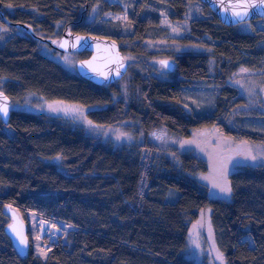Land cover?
<instances>
[{
  "label": "trees",
  "instance_id": "1",
  "mask_svg": "<svg viewBox=\"0 0 264 264\" xmlns=\"http://www.w3.org/2000/svg\"><path fill=\"white\" fill-rule=\"evenodd\" d=\"M132 2L128 37L139 41L157 25L155 9L179 22L186 19L187 3L193 0ZM146 7H152L150 13L139 15ZM92 8L123 12L121 3L108 0H0V22L32 32L7 34L0 41V77L6 78L0 90L11 102L30 92L98 105L85 113L93 125L131 122L145 134L164 128L185 137L196 126L217 124L228 136L264 143V134L225 125L228 110L244 102L226 79L240 67L262 71L264 30L224 26L202 5V16L189 19V35L180 42L195 43L206 52L175 54L173 70L160 65L169 72L166 79L156 77L143 58L124 96L117 82L132 72L129 66L122 79L98 85L69 73L40 51V42L53 46L67 30L121 39L122 27L110 29L87 20ZM134 45L138 55L154 54L139 42ZM77 55L85 58L89 53ZM193 82L216 88L210 115L195 116L180 103L181 92ZM197 171H206L204 163L175 146L161 148L145 140L113 147L60 118L10 109L8 121L0 119V264H206L185 255L189 224L204 208L210 209L215 245L227 264H264V169L247 164L231 172L228 200L210 198L207 187L192 177ZM7 207L27 223L30 246L24 256L4 231L10 222ZM28 212L59 227L56 236L48 231L37 235L44 257L33 248Z\"/></svg>",
  "mask_w": 264,
  "mask_h": 264
},
{
  "label": "rangeland",
  "instance_id": "2",
  "mask_svg": "<svg viewBox=\"0 0 264 264\" xmlns=\"http://www.w3.org/2000/svg\"><path fill=\"white\" fill-rule=\"evenodd\" d=\"M108 1L121 3L123 12L99 13L96 8H92L87 20L94 25L105 23V27L110 29L122 27V37L117 42L119 47H125L126 50L122 51V54L132 70L131 73L125 75V78L117 82L124 96L127 95L126 87L131 83L133 74L141 70L139 62L143 58H146L149 64L154 67L153 73L156 77L166 79L169 72L160 66V60L169 59L175 62L174 56L178 53L186 51L206 52L205 48L195 43L180 42L189 35V19L202 16L201 4L197 0H193V3H187L186 19L179 22L170 20L161 9H155L158 13V23L156 26L152 25V28H148L145 37L139 41L128 37L131 34V28L127 22V15L134 0ZM151 8L146 7V10L141 8L139 15L147 16ZM237 29L246 32L264 30V21L255 19L242 22ZM12 33L25 34L26 30L21 26L0 22V41L5 35ZM58 42L59 38L55 39L53 46H57ZM137 42L144 50L154 54L138 55L136 52L139 51V48L134 45ZM262 45L264 46V42ZM39 46L44 55L56 61L69 73H76V62L82 59L78 58L77 52L54 50L45 41L40 42ZM166 50L171 51L173 56L170 57L166 54ZM209 61L211 62L209 64H214L213 58ZM260 63L262 64V71L240 67L232 73L231 78L226 79V83L234 86L238 90V94L244 98L243 103L237 104L226 113L225 125L228 129L234 128L264 134V57L261 58ZM5 82L6 78L0 77V88ZM216 94V88L205 86L201 82H193L181 92L180 103L195 116L210 115L215 109L214 97ZM97 107L99 106H86L63 100L47 99L30 92L26 93L19 101H12L10 104L12 110L60 118L68 125L82 128L85 133L109 143L113 147L136 145L145 140L151 141L161 148L175 146L179 152L192 154L204 163L206 171L192 173V177L207 187L210 198L228 200L230 192L225 193L221 191V188L225 184L230 187L229 174L243 165H258L264 169V143L242 138L237 134L236 138L228 136L220 130L217 124L196 126L185 137L177 136L164 128L145 134L137 124L131 122H123L115 126H100L89 123L85 113L89 109ZM5 130L12 133L10 126L5 125ZM161 152L160 150L156 151L157 154ZM253 156L256 159H252ZM27 217L31 235L34 238L33 248L36 254L44 257L46 252L39 249V243L36 241L37 235L40 237L48 231L51 235L56 236L59 227L45 219L37 220L38 215L33 212H28ZM58 225L64 226L62 223ZM185 255L197 263L227 264L224 255L219 252L215 245L209 208L201 209L197 219L189 224L185 240Z\"/></svg>",
  "mask_w": 264,
  "mask_h": 264
},
{
  "label": "water",
  "instance_id": "3",
  "mask_svg": "<svg viewBox=\"0 0 264 264\" xmlns=\"http://www.w3.org/2000/svg\"><path fill=\"white\" fill-rule=\"evenodd\" d=\"M198 1L207 6L219 23L227 27L245 21L264 19V2L262 0ZM0 15H2L1 10ZM2 18L9 22L5 17L2 16ZM22 27L26 32L32 34L29 28ZM54 47L60 52H88L87 57L76 62V73L98 85L114 83L122 79L128 70V63L123 57L117 40L114 38L64 31L57 46ZM162 62H166V64ZM159 63L167 70H173V61L162 59ZM10 104V98L0 90V109L7 108V114L0 110V119L4 123L9 118ZM6 212L9 215L10 222L5 226L4 231L11 240L16 252L24 256L30 246L27 223L14 209L7 207Z\"/></svg>",
  "mask_w": 264,
  "mask_h": 264
},
{
  "label": "snow or ice",
  "instance_id": "4",
  "mask_svg": "<svg viewBox=\"0 0 264 264\" xmlns=\"http://www.w3.org/2000/svg\"><path fill=\"white\" fill-rule=\"evenodd\" d=\"M262 2H264V0H262ZM162 63H165V64H166V62H162ZM0 110H2L5 114H7V108H6V107L3 108V109H0ZM89 123H91V122L89 121ZM252 159H256V157L253 156ZM221 191H223V192H225V193H228V192H231V188L228 187L227 184H225V185L221 188ZM221 259H222V256H221Z\"/></svg>",
  "mask_w": 264,
  "mask_h": 264
},
{
  "label": "flooded vegetation",
  "instance_id": "5",
  "mask_svg": "<svg viewBox=\"0 0 264 264\" xmlns=\"http://www.w3.org/2000/svg\"><path fill=\"white\" fill-rule=\"evenodd\" d=\"M197 1H198V0H197ZM198 2L201 4V7H202V5L205 6V5H204L203 3H201L200 1H198ZM205 7L207 8V6H205ZM207 9H208V8H207ZM208 11H210V10L208 9ZM250 21H251V20H250ZM245 22H248V21H245ZM241 23H242V22H241ZM239 24H240V23H239ZM239 24H237V25H235V26H231V27H233L234 29H237V27H238ZM59 39H60V38H59ZM52 48H53L54 50H56L54 46H52ZM173 68H174V67H173Z\"/></svg>",
  "mask_w": 264,
  "mask_h": 264
}]
</instances>
